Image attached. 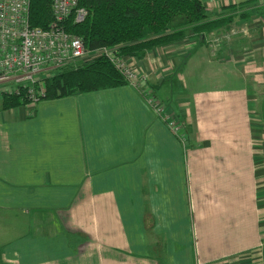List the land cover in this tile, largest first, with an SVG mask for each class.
<instances>
[{
	"label": "crops",
	"instance_id": "crops-1",
	"mask_svg": "<svg viewBox=\"0 0 264 264\" xmlns=\"http://www.w3.org/2000/svg\"><path fill=\"white\" fill-rule=\"evenodd\" d=\"M183 45L132 59L154 91L193 81L190 103H166L185 139L128 82L0 106V264H264L245 70L235 50Z\"/></svg>",
	"mask_w": 264,
	"mask_h": 264
},
{
	"label": "trees",
	"instance_id": "trees-1",
	"mask_svg": "<svg viewBox=\"0 0 264 264\" xmlns=\"http://www.w3.org/2000/svg\"><path fill=\"white\" fill-rule=\"evenodd\" d=\"M50 4L51 0H30L31 26H49L52 21ZM78 6L85 8L87 15L79 23L69 20L65 26L68 31L80 36L90 49L115 46L117 55L137 60L143 59L148 50L183 41L190 25L196 35H201L231 21L221 14L207 19L208 10L201 0H78ZM226 8L235 11L236 4L223 7ZM246 16L241 14V18ZM126 82L106 57L98 56L88 62L60 68L44 79L42 99L111 88ZM28 103L24 93L3 94L0 106L8 109ZM73 235L80 242L87 239L82 234Z\"/></svg>",
	"mask_w": 264,
	"mask_h": 264
},
{
	"label": "built area",
	"instance_id": "built-area-1",
	"mask_svg": "<svg viewBox=\"0 0 264 264\" xmlns=\"http://www.w3.org/2000/svg\"><path fill=\"white\" fill-rule=\"evenodd\" d=\"M201 1L207 10L215 7L219 12L231 0ZM50 6L52 21L47 28H40L30 25V0H0L1 97L3 94L24 93L29 101L27 105H34L44 96V79L50 77L53 71L104 56L139 91L147 106L171 132L181 136L179 132L183 123L165 102L156 99L147 76L134 64L135 58L117 55L115 46L90 49L80 36L66 29L69 20L79 23L87 15V10L78 6V0H51ZM9 87L11 89L7 91ZM257 127L260 133L253 138L252 146L264 166V127L258 124Z\"/></svg>",
	"mask_w": 264,
	"mask_h": 264
},
{
	"label": "rangeland",
	"instance_id": "rangeland-1",
	"mask_svg": "<svg viewBox=\"0 0 264 264\" xmlns=\"http://www.w3.org/2000/svg\"><path fill=\"white\" fill-rule=\"evenodd\" d=\"M231 1L236 3L235 11L222 8L219 13L208 12L207 15V19H212L217 18L218 14H221L220 16L223 18L230 17L231 21L217 29L204 31L201 35H196L197 32L194 31V27L192 31V26L190 25L186 38L180 43L184 44L185 51L190 48L206 50L215 48L220 50L232 49L238 53L239 66L245 70L249 94L253 98L251 100L250 117L256 124L255 133L259 136L257 124L264 127V28L262 30L259 29L264 27L262 26L264 25V0ZM254 12H256V15L253 14ZM241 14L248 16L241 18ZM258 23L260 25H257ZM193 42L196 43V47L192 46L191 43ZM156 82L159 84V81ZM188 83L191 86L182 82L183 85L181 87L180 85H173L170 79L166 84L158 85L155 90L156 99L162 103L169 104L171 107L176 104L177 99L180 97L185 98L187 103H190L193 100L191 92L193 81H188ZM10 89L11 87L7 91ZM177 93H181V95H176ZM186 108L188 109V106ZM188 129V122H183V127L179 132L182 139L187 138ZM191 217L188 214L184 215L183 227L191 223Z\"/></svg>",
	"mask_w": 264,
	"mask_h": 264
}]
</instances>
